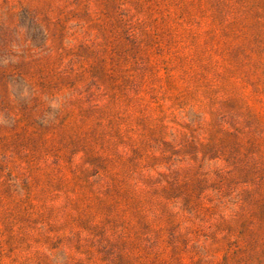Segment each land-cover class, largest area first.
Returning a JSON list of instances; mask_svg holds the SVG:
<instances>
[{
    "label": "rangeland",
    "instance_id": "374dc122",
    "mask_svg": "<svg viewBox=\"0 0 264 264\" xmlns=\"http://www.w3.org/2000/svg\"><path fill=\"white\" fill-rule=\"evenodd\" d=\"M0 264H264V0H0Z\"/></svg>",
    "mask_w": 264,
    "mask_h": 264
}]
</instances>
